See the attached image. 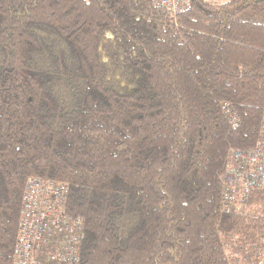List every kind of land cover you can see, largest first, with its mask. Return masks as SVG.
<instances>
[{"label":"trees","instance_id":"1","mask_svg":"<svg viewBox=\"0 0 264 264\" xmlns=\"http://www.w3.org/2000/svg\"><path fill=\"white\" fill-rule=\"evenodd\" d=\"M263 113L264 0H0V264L32 177L67 184L80 264H232L264 191L225 210L222 174Z\"/></svg>","mask_w":264,"mask_h":264},{"label":"built area","instance_id":"2","mask_svg":"<svg viewBox=\"0 0 264 264\" xmlns=\"http://www.w3.org/2000/svg\"><path fill=\"white\" fill-rule=\"evenodd\" d=\"M151 2L172 15L191 8V0ZM222 110L231 127L239 125L235 108L225 103ZM222 181L225 210L241 211L253 192L264 191V113L255 145L247 150H229ZM67 194L68 186L61 181L27 180L11 264H80L84 220L67 213ZM226 252L232 264H264V230L243 249L229 243Z\"/></svg>","mask_w":264,"mask_h":264},{"label":"water","instance_id":"3","mask_svg":"<svg viewBox=\"0 0 264 264\" xmlns=\"http://www.w3.org/2000/svg\"><path fill=\"white\" fill-rule=\"evenodd\" d=\"M106 37L111 38L112 35L110 33H106Z\"/></svg>","mask_w":264,"mask_h":264},{"label":"rangeland","instance_id":"4","mask_svg":"<svg viewBox=\"0 0 264 264\" xmlns=\"http://www.w3.org/2000/svg\"><path fill=\"white\" fill-rule=\"evenodd\" d=\"M225 104V103H224ZM229 105H231L233 108H235V106L233 105V104H231V103H228Z\"/></svg>","mask_w":264,"mask_h":264}]
</instances>
